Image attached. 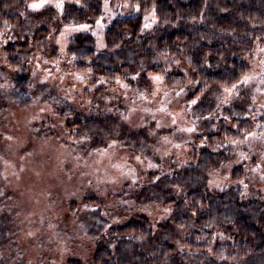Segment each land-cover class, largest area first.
Returning <instances> with one entry per match:
<instances>
[{
    "label": "rangeland",
    "instance_id": "obj_1",
    "mask_svg": "<svg viewBox=\"0 0 264 264\" xmlns=\"http://www.w3.org/2000/svg\"><path fill=\"white\" fill-rule=\"evenodd\" d=\"M49 6L61 9L59 0L27 6L41 18L37 29L46 30L27 69L10 68L2 54L9 41L23 39L18 29L0 31V264L89 261L102 237L139 216L181 237L187 230L184 208L170 200L183 199L189 187L181 177L200 175L202 160L209 161L205 191L238 183L244 200L263 198L264 43L251 51L252 67L238 83L193 97L185 88L195 79L183 89L166 88L159 74L141 84L94 82L73 69L66 49L82 32L103 44L113 18L107 3L96 22L61 29L54 15L41 16ZM145 18L150 31L156 20L151 11ZM160 62L171 71L186 68L180 59ZM233 110L244 111L251 129L208 149L206 135L221 125L235 127L227 116ZM78 115L90 120L89 128L79 131ZM206 149L219 155L217 161L203 154ZM235 168L243 169L237 182L231 179ZM224 233L219 238L232 240ZM213 259L211 249L180 250L162 264H216ZM256 259L264 264V256Z\"/></svg>",
    "mask_w": 264,
    "mask_h": 264
},
{
    "label": "trees",
    "instance_id": "obj_2",
    "mask_svg": "<svg viewBox=\"0 0 264 264\" xmlns=\"http://www.w3.org/2000/svg\"><path fill=\"white\" fill-rule=\"evenodd\" d=\"M33 1L38 0H0V31L18 29L23 38L9 41L2 48L7 65L15 70L28 68L33 45L42 44L46 38V30L37 29L41 18L27 8ZM59 3L61 9L49 6L41 16L54 20V15L60 29L62 25L96 22L105 3L113 14L104 28L102 45H96L92 34L82 32L70 39L66 49L73 69L89 73L94 82L126 79L141 84L151 74H159L166 88L183 89L190 79H195V86L185 88L189 97H193L238 83L252 67L251 51L264 43V0H59ZM150 11L156 21L148 31L145 14ZM164 58L180 59L186 68L167 70L160 62ZM203 111H199L201 115ZM242 112L233 110V115H227L233 117L235 127L221 125L217 133L205 136L208 149L222 140L240 138L251 129L252 123ZM75 118L74 125L79 131L90 127V120H83L81 115ZM203 154L216 161L219 156L207 149ZM202 162L200 175L181 177L189 187L183 199L170 200L179 210L184 208L187 224L184 235L176 239L167 228L161 230L165 226H153L148 218L139 216L102 237L89 261L71 258L66 264H162L180 250L209 249L216 264L261 262L256 255L264 256V196L260 201L250 197L244 200L238 183L210 194L201 187L209 161ZM231 175L237 182L243 169L235 168ZM197 177L203 179L199 181ZM226 231L232 240L219 238ZM175 241L182 249L174 246Z\"/></svg>",
    "mask_w": 264,
    "mask_h": 264
},
{
    "label": "snow or ice",
    "instance_id": "obj_3",
    "mask_svg": "<svg viewBox=\"0 0 264 264\" xmlns=\"http://www.w3.org/2000/svg\"><path fill=\"white\" fill-rule=\"evenodd\" d=\"M31 7L36 8V7H40V5H38V4H33V5H31Z\"/></svg>",
    "mask_w": 264,
    "mask_h": 264
},
{
    "label": "bare ground",
    "instance_id": "obj_4",
    "mask_svg": "<svg viewBox=\"0 0 264 264\" xmlns=\"http://www.w3.org/2000/svg\"><path fill=\"white\" fill-rule=\"evenodd\" d=\"M203 145V144H202ZM195 147V146H194ZM246 169V168H245Z\"/></svg>",
    "mask_w": 264,
    "mask_h": 264
}]
</instances>
